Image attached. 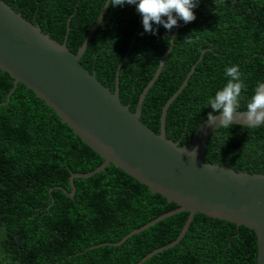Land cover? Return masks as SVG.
I'll return each instance as SVG.
<instances>
[{
	"label": "trees",
	"instance_id": "obj_1",
	"mask_svg": "<svg viewBox=\"0 0 264 264\" xmlns=\"http://www.w3.org/2000/svg\"><path fill=\"white\" fill-rule=\"evenodd\" d=\"M4 1L57 41L67 34L73 52L105 2ZM175 27L172 49L144 97L140 119L158 132L162 105L195 64L166 113V136L182 145L207 117L252 107L264 81V0H110L80 62L113 90L115 69L137 30L119 72V98L134 110ZM11 87L12 78L0 70V103ZM102 161L32 90L17 83L0 104V264H136L177 237L186 211L119 245L90 248L117 242L177 207L112 163L74 178L72 197L59 188L70 191L72 172H89ZM204 161L264 173V120L213 131ZM256 255L252 229L197 212L179 242L139 264H256Z\"/></svg>",
	"mask_w": 264,
	"mask_h": 264
},
{
	"label": "water",
	"instance_id": "obj_2",
	"mask_svg": "<svg viewBox=\"0 0 264 264\" xmlns=\"http://www.w3.org/2000/svg\"><path fill=\"white\" fill-rule=\"evenodd\" d=\"M109 1L105 0L85 39L73 52L66 45L67 34L63 41H57L42 31L37 23L0 0V70L12 78L7 99L0 104L7 103L17 83H22L102 157L101 164L93 170L70 174V191L59 186L70 197L75 192L74 178L89 177L104 171L112 163L146 185L152 193H159L167 201L177 204L176 208L132 229L119 241L102 242L90 248L119 245L157 221L186 211L187 218L177 237L147 253L136 263L139 264L179 242L195 213L199 212L252 229L257 243L256 264H264V173L237 171L227 165L204 161L206 142L213 131L227 124L257 126L264 120V81L252 98L251 108L227 109L207 117L198 125L190 142L180 145L166 136V113L170 103L187 84L195 64L162 105L159 131H153L140 119L144 97L172 49L177 27L172 31L169 45L153 76L139 94L134 110L119 98V72L137 30L115 69L113 90L80 62Z\"/></svg>",
	"mask_w": 264,
	"mask_h": 264
}]
</instances>
